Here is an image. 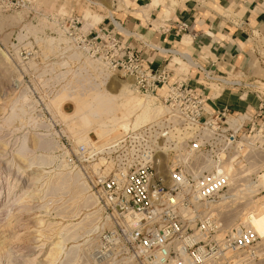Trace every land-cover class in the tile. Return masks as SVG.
<instances>
[{"label":"built area","instance_id":"built-area-1","mask_svg":"<svg viewBox=\"0 0 264 264\" xmlns=\"http://www.w3.org/2000/svg\"><path fill=\"white\" fill-rule=\"evenodd\" d=\"M25 1L0 0V15L15 13ZM57 24L70 46L130 81L137 94L153 96L164 108L151 122L123 133L104 149L92 141L73 145L66 138L68 164L84 173L90 193L111 224L98 235L90 254L93 262L247 264L255 260L254 247L262 239L238 221L245 209L236 217L233 208L222 210V204L230 191L236 189L239 198L246 185L258 186L264 175V81L248 78L245 72L221 74L214 65H202L186 54L180 55V61L188 71L173 69L180 63L152 70L145 67L143 55L127 44L137 35L121 25L94 32L74 13L59 17ZM186 29L182 24L180 30ZM253 42L259 43L256 35ZM31 58L25 53L23 60ZM260 59L264 65V58ZM191 70L198 72L197 79H191ZM225 92L237 94L243 102L254 97V113L229 118L228 109L208 110L210 98L216 100ZM102 157L105 164H99ZM263 194L259 187L253 201ZM243 201L236 203H248Z\"/></svg>","mask_w":264,"mask_h":264},{"label":"rangeland","instance_id":"rangeland-1","mask_svg":"<svg viewBox=\"0 0 264 264\" xmlns=\"http://www.w3.org/2000/svg\"><path fill=\"white\" fill-rule=\"evenodd\" d=\"M121 3L123 6L124 0H26L25 5L15 13L0 15V264H95L90 254L96 247L99 233L107 228L103 227L105 219L99 205L95 203L96 208H92L91 203L71 200L73 194L67 189L63 192L49 190L57 185L61 175L70 171L80 172L68 164L65 148L66 138L72 140L73 145L80 143L77 142L78 135L68 131L57 117L60 111L66 117L73 115L78 106L69 99H65L61 109L52 106L63 91L69 90L65 87L54 95L48 105L52 92L28 63L33 60L43 66L57 62L58 53L50 50L48 38L61 37L62 30L57 24L59 17L74 13L82 19L85 16L89 24L96 27L94 25L121 8ZM87 21L84 19V24ZM254 52L256 58H264V47L255 46ZM25 53L32 54L33 58L24 61ZM256 63L259 77L264 79V65L260 67L258 61ZM184 67L188 68L180 63L179 71ZM124 86L133 90L130 81L112 73L104 80L105 90L114 96L119 95ZM24 93L29 96L26 111L42 127L30 124L27 117L11 125L6 124L11 106L17 102L18 105L23 104L20 97ZM155 102L157 106L162 105L158 100ZM95 118L99 117H92L90 131L88 126L83 125L85 116L76 114L67 117L77 123L79 134L89 135V141L98 143L95 129L101 124H94L97 121ZM39 136L53 139L60 148L53 152L38 149L36 143ZM24 139L29 153L22 157L18 151ZM80 174L82 182H86L84 173ZM259 187L264 189V179L258 186L246 185V193L239 198L236 189L230 191L229 200L223 202L222 210L233 208L237 217L245 209L238 221L246 223V217L264 202L262 196L253 201ZM238 199L248 203H236ZM95 211L98 213L93 214ZM69 225L75 231H66ZM95 227H98L96 231ZM259 230L264 234V220ZM62 238L65 243H62V249L58 251L60 254L53 261L54 244ZM253 253H256L255 260L247 264H264V239L254 247ZM118 264L134 263L124 260Z\"/></svg>","mask_w":264,"mask_h":264},{"label":"crops","instance_id":"crops-1","mask_svg":"<svg viewBox=\"0 0 264 264\" xmlns=\"http://www.w3.org/2000/svg\"><path fill=\"white\" fill-rule=\"evenodd\" d=\"M113 13L96 27L84 16L85 26L98 32L118 24L135 33L126 41L143 55L146 68L156 70L167 63L173 67L174 57L186 54L202 65H214L221 74L245 72L248 78L264 81L256 65L258 60L262 66L261 59L254 52L255 46L264 47V0H124ZM182 24L187 25L185 31L180 30ZM173 69L179 73V67ZM190 77L197 79L198 72L191 70ZM255 104L254 97L243 102L237 94L225 92L216 100L210 98L207 109H228L231 118L242 112L252 115Z\"/></svg>","mask_w":264,"mask_h":264},{"label":"bare ground","instance_id":"bare-ground-1","mask_svg":"<svg viewBox=\"0 0 264 264\" xmlns=\"http://www.w3.org/2000/svg\"><path fill=\"white\" fill-rule=\"evenodd\" d=\"M31 28L30 30H32ZM60 36L61 37H58L59 39L48 38V45L50 50L58 53L59 59L57 60V62L55 61L53 64H44L43 66H40L32 60L28 63L29 68L38 74V76L42 79L43 84L46 87H49L50 91L52 92V96H49L50 99H48L47 104L51 101V99L57 92H59L61 89L65 90V88H68L69 90H62L63 92L61 91L62 95H59L60 98H58L57 102L52 103L53 107L61 109L62 103L65 102V99H69V101L74 102V104L78 107L73 115L78 114L80 116H85L83 125L85 124L86 127L88 126L90 131L92 117H99L95 118L97 121L94 124H96L97 126L101 124V126L98 129H95V126L93 127V129L97 130L96 135L99 138L97 145L100 149H104L107 145L120 137L123 133L151 122L157 115L163 112V106H157L155 102L156 99L153 96H141L131 90L130 86H124L117 96L108 94L104 88V80L109 75L108 71L101 65H99L98 62L91 61L81 51L75 49L73 46H70L68 39H66L62 35V32ZM174 58L177 60V63H181L179 58ZM50 72H53L54 74ZM91 74H95V76H92ZM97 79L99 81H97ZM28 100V94L24 93L20 97V101H22L23 104L18 105L19 102H17L11 106L8 117L6 118V124L11 125L16 121H21L22 119L27 117V120L30 124L32 123L35 126H41V124L33 119V116L26 111L25 107L27 106ZM73 115L68 116L73 117ZM57 117L60 118L61 122L64 124L68 131H71L75 135H78L77 142L89 143V135L85 136L79 134V126L77 125V123H73L68 120L66 115H63V111H60ZM38 140V143H36L38 149L53 152L54 150L60 148L57 142H55L53 139H49L47 136H39ZM18 153L22 157L26 156L29 153L26 139H24ZM99 164H105V159L103 157L100 159ZM67 165L68 164H65L64 166L68 168L69 166ZM108 168L109 166L107 167V169ZM81 176L82 175L80 174V172H67L66 174L61 175L59 177L57 185L55 187L51 186L49 190L50 192H63V190L67 189L73 194L71 200L84 201L86 204L91 203V207L93 208L95 206V203L97 204V202L92 194L87 195V193H89L90 191L87 183L82 182ZM260 179L263 180L264 175H262ZM263 204L264 202L259 207H256L255 210H252L254 213L256 212L257 215L249 214L246 217L245 223L246 226L255 230L261 239H264V234H261L259 230V225L264 220ZM94 208H96V206ZM97 213L98 211H95L93 214ZM75 225L78 226V224ZM105 226H111L108 220H105L103 227ZM75 228L77 227L75 226ZM68 229L69 230L66 229V231L68 232L72 229L74 230L71 225H69ZM97 229L98 227H95L94 230L96 231ZM64 241L65 240L62 238L56 244H54L56 251L52 254L53 261H56V259L58 258L60 254V252L58 251H61L60 249H62V243H65Z\"/></svg>","mask_w":264,"mask_h":264}]
</instances>
